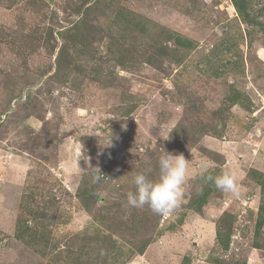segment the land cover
<instances>
[{
  "label": "rangeland",
  "instance_id": "374dc122",
  "mask_svg": "<svg viewBox=\"0 0 264 264\" xmlns=\"http://www.w3.org/2000/svg\"><path fill=\"white\" fill-rule=\"evenodd\" d=\"M165 151L181 205L127 206ZM0 264H264V0H0Z\"/></svg>",
  "mask_w": 264,
  "mask_h": 264
},
{
  "label": "clouds",
  "instance_id": "9594fccd",
  "mask_svg": "<svg viewBox=\"0 0 264 264\" xmlns=\"http://www.w3.org/2000/svg\"><path fill=\"white\" fill-rule=\"evenodd\" d=\"M111 143L102 145L107 147L111 146ZM158 164V178H150V168L141 170L132 177L134 190L126 193V201L127 206L132 208L142 209L147 206L153 213L164 216L174 212L181 205L184 185L189 178L190 159H186L183 153L172 154L165 151L159 157ZM199 168L204 180L212 183L217 190L236 198L240 197L241 190L235 171L224 170L218 175H213L210 171L211 165L206 161H201ZM101 179L103 176L99 174L93 177L94 182Z\"/></svg>",
  "mask_w": 264,
  "mask_h": 264
},
{
  "label": "trees",
  "instance_id": "16d2710c",
  "mask_svg": "<svg viewBox=\"0 0 264 264\" xmlns=\"http://www.w3.org/2000/svg\"><path fill=\"white\" fill-rule=\"evenodd\" d=\"M235 5L237 6V8L239 9V11L243 12L244 10V6L242 4H240L239 2L235 1Z\"/></svg>",
  "mask_w": 264,
  "mask_h": 264
}]
</instances>
